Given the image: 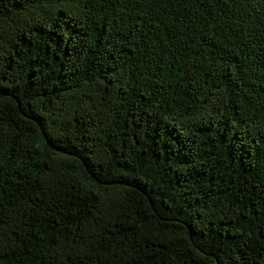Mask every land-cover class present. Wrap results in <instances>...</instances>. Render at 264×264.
<instances>
[{
	"label": "trees",
	"instance_id": "trees-1",
	"mask_svg": "<svg viewBox=\"0 0 264 264\" xmlns=\"http://www.w3.org/2000/svg\"><path fill=\"white\" fill-rule=\"evenodd\" d=\"M0 264H264V0H0Z\"/></svg>",
	"mask_w": 264,
	"mask_h": 264
}]
</instances>
